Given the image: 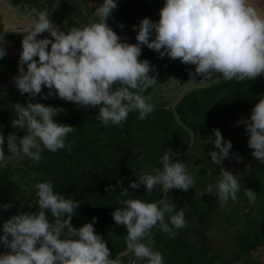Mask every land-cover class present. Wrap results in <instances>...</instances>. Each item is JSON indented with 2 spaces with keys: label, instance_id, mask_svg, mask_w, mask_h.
Returning <instances> with one entry per match:
<instances>
[{
  "label": "clouds",
  "instance_id": "9594fccd",
  "mask_svg": "<svg viewBox=\"0 0 264 264\" xmlns=\"http://www.w3.org/2000/svg\"><path fill=\"white\" fill-rule=\"evenodd\" d=\"M116 8L117 0H102L87 25L68 31L61 30L46 10L37 14L33 26L23 35L19 74L13 78L20 95L27 94L28 100L26 106L13 105L15 118L10 127L26 134L22 138L15 132L7 135L10 155L6 156L5 135L0 128V162L25 156L38 164L45 149L55 153L71 147L66 140L76 129L55 121L62 109L33 102L38 95L40 99L55 96L82 108L99 106L96 118L103 126L109 123L122 126L132 112H138L140 120L147 118L155 106L143 93L157 86V75H149L155 71L154 65L139 59L142 46L158 53L160 58L167 56L179 59L182 64L194 65V72H189L194 85L252 80L264 74V15L249 0H164L158 22L145 17L138 26H133L137 32L135 44L128 43L109 27L108 19ZM45 32L54 40L38 38ZM6 55V49L0 46V59ZM197 77L202 79L195 83ZM239 124L244 125L249 137L247 146L253 150L252 157L264 164V99ZM202 143L213 145L215 150L208 153L210 164L220 169L218 181L215 185L209 184L202 194L215 192L221 207L229 200L235 202L241 182L223 167L232 142L224 140L220 130L214 129ZM174 156L170 149L164 151L160 157L162 168H155L152 173L134 168L138 182H131L129 187L143 186L146 194L158 185L164 193L174 189L187 192L195 180L185 162ZM35 188L39 210L21 212L18 209V214L0 225V245L8 250L0 252V264H120L118 258H110L106 240L95 232V217L82 227L72 226L80 201L56 192L52 181L39 182ZM108 191L115 188L109 186ZM128 194L127 189L119 192L122 198ZM243 194L249 203H256V192L244 188ZM119 203L121 206L111 215L116 225L126 229L127 251L147 264H164L163 254L153 247L152 229L158 225L174 239L177 232L173 229L187 227L183 209L170 215L166 222V214L177 209L172 200L145 202L126 198ZM14 206L4 203L0 208L7 211ZM47 212L53 221L48 219ZM145 240L146 243L142 242Z\"/></svg>",
  "mask_w": 264,
  "mask_h": 264
},
{
  "label": "trees",
  "instance_id": "16d2710c",
  "mask_svg": "<svg viewBox=\"0 0 264 264\" xmlns=\"http://www.w3.org/2000/svg\"><path fill=\"white\" fill-rule=\"evenodd\" d=\"M5 1L13 7L30 5L37 14L46 10L63 31L87 25L102 3V0ZM163 5L164 0H117V8L109 17L108 25L128 43L135 44L137 32L133 31V26H138L145 17L158 22ZM121 24L123 28L119 27ZM25 34L8 33L0 41V46L7 52L0 59V128L5 135L6 156L10 155L7 135L15 132L18 138H22L26 134L10 127L15 118L13 105L21 103L26 106L28 100L27 94L20 95L13 80L19 74L17 62ZM46 37L54 40L49 35ZM139 59H146L154 65L155 71L149 75H157V86L143 93L155 106V110L144 120L137 118L138 112H132L122 126L111 123L103 126L96 118L99 106L95 109L82 108L55 96L48 99L37 96L33 102L62 109L55 121L70 125L76 131L69 134L66 140V144L71 143L70 148L55 153L45 149L38 164L25 156L19 157L17 167L10 164L4 166L0 162V205H15L7 211L0 208V225L18 214V209L21 212L38 211L35 185L52 181L56 192L80 201L71 220L72 226L82 227L95 217V232L106 240L112 254L110 258H118L122 264L127 263V257H122L127 252L124 242L126 229L115 224L111 213L121 206L120 199L126 198L145 202L162 198L172 200L177 209L166 214V222L170 215L183 209L187 227L173 229L177 232L174 239L162 232L158 225L152 229L153 247L163 254L164 264H233L247 260L252 252L264 247V164L252 157L253 150L247 146L249 137L244 125H238V122L248 119L255 104L264 99V80L211 82L186 92L172 105L170 98L165 97L164 89L175 81L190 82L189 72H194L195 66L182 64L179 59L172 60L167 56L160 58L158 53L146 46H142ZM13 60L17 61L16 64ZM201 79L197 77L196 81ZM43 91L46 94L48 89ZM214 129L220 130L224 140L232 142L229 156L236 155L243 163L242 169L235 172L241 182L238 199L235 202L229 200L223 207L218 205L215 192L202 194L209 184L215 185L220 177L219 166L211 165L208 156L215 150L213 145L202 143ZM167 149L175 154L174 159L185 162L188 173L195 180L193 187L187 192L174 189L164 193L158 185L148 194L143 186L131 189L129 184L137 181L134 168H137L136 171L143 168L150 173L155 168H162L160 157ZM226 165H230L227 159L223 162V166ZM118 181L121 183L118 184ZM109 186L115 191H108ZM244 188L258 194L255 204L249 203L244 196ZM123 189H127L129 194L122 198L119 192ZM216 214L223 218V227L218 229L224 234L228 228L235 227L233 242L236 248L229 257L215 249L207 237L211 217ZM47 215L50 221L54 220L50 212ZM6 251L0 245V252ZM136 264H147V261L137 260Z\"/></svg>",
  "mask_w": 264,
  "mask_h": 264
},
{
  "label": "rangeland",
  "instance_id": "374dc122",
  "mask_svg": "<svg viewBox=\"0 0 264 264\" xmlns=\"http://www.w3.org/2000/svg\"><path fill=\"white\" fill-rule=\"evenodd\" d=\"M249 3H251L261 15H264V0H249ZM36 17V10L30 5L13 7L9 4V2L0 0V41H2V37L8 33H26V30L33 26ZM48 35L49 34L45 32L40 34L39 37H46ZM13 56L15 57V55ZM13 61L16 64L17 61ZM217 76L219 77L220 74H217ZM255 79L264 80V74L259 75ZM195 83H198V81H195ZM200 86L201 84L194 85L192 81L186 83L175 81L164 89L165 97L168 99L170 98V104L173 105L183 96V94ZM236 157V155L231 154L227 159L230 165L223 166L226 170H231L233 175H235V172L242 169L243 165V163L239 162ZM19 161L20 158L17 157L5 160L1 162V164L4 166L10 164L13 167H17L19 166ZM218 205H220V201L218 202ZM213 218L211 217V223L207 237L212 241L215 249L221 251V253H223L226 257H229L236 248L233 242L235 227L228 228L227 233L224 234L220 229H218L219 227H223L222 216L216 214ZM122 257H127L126 264H132L133 261H135L136 264L137 260L130 251L125 252ZM120 264H122V261H120ZM233 264H264V247L252 252L247 260L235 262Z\"/></svg>",
  "mask_w": 264,
  "mask_h": 264
}]
</instances>
